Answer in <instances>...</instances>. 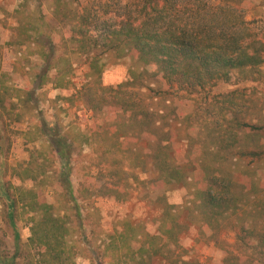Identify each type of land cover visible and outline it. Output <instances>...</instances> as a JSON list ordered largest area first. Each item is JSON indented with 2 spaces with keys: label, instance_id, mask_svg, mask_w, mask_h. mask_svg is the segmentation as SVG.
<instances>
[{
  "label": "trees",
  "instance_id": "obj_1",
  "mask_svg": "<svg viewBox=\"0 0 264 264\" xmlns=\"http://www.w3.org/2000/svg\"><path fill=\"white\" fill-rule=\"evenodd\" d=\"M4 1L6 12L18 0ZM28 4L22 0L15 10L16 37L8 43L28 52L10 72L2 68L0 43V123L20 122L47 85L71 88V50L89 67L76 95L105 125L86 132L38 127L48 132L41 148L11 169L13 178L32 187L0 184L15 239L19 208L30 236L13 255L0 237V264H77L69 238L72 223L81 222L79 202L100 197L125 203L133 188L140 201L162 207L157 233L125 221L94 252L95 263L202 264L186 259L192 249L181 247L180 239L188 227L166 196L168 186L189 178L199 203L197 243L226 250L223 264H264V29L250 19L254 0H51V15L41 1L33 11ZM52 20L61 35L51 31ZM109 54L134 63L116 87L103 84ZM220 84L236 88L215 93ZM143 89L171 96V106L161 116L150 111ZM173 124L187 130L185 152ZM87 148L95 172L82 169L87 173L76 188V157ZM147 159L154 180L135 174ZM47 187L60 188L58 207L43 198ZM224 233L234 234L233 242Z\"/></svg>",
  "mask_w": 264,
  "mask_h": 264
},
{
  "label": "rangeland",
  "instance_id": "obj_2",
  "mask_svg": "<svg viewBox=\"0 0 264 264\" xmlns=\"http://www.w3.org/2000/svg\"><path fill=\"white\" fill-rule=\"evenodd\" d=\"M40 1L44 4L48 15H51L52 10L49 9L51 0H29L30 11H33ZM4 2V0H0V6ZM21 2L22 0H18L14 6L8 7L6 12L0 8V43L4 45L2 68L7 72H10L14 65L20 62V56L26 55L28 52L26 47L20 48V46L8 44L16 37L17 20L14 12ZM251 9L250 19L264 29V0H254ZM50 29L51 31L56 30L61 35L60 27L53 20L50 22ZM69 55L73 65L71 88L56 90L51 85H47L43 90L38 91L39 100L36 108L24 112V117L20 122L0 123V184L3 181H8L14 186L32 187L30 182L21 184L20 181L13 178L11 169L27 162L30 153L34 149L41 148L43 137L48 132L44 130L45 135L42 132L39 133L37 130L39 126L52 129L58 124L66 129L72 127L76 131L86 132L93 127L100 128L105 125L103 118L88 111L85 104L76 95L77 90L88 79L89 67L85 56L72 54L71 50ZM108 58L110 62L103 75V84L116 87L128 80L129 70L133 68L134 63L130 57L118 59L115 55L109 54ZM32 61L35 59L32 58ZM262 71L264 72V66ZM235 88L236 86L220 84L214 92L226 93ZM163 89L166 90L165 87ZM260 89H264V85ZM141 97L150 111L159 116L164 114L172 103V100L169 102L171 96L155 97L146 89L142 90ZM262 114L264 116V109ZM157 118L161 121V118ZM173 127L177 131L179 149L185 152L188 143L187 130L178 124H173ZM140 144L145 146L147 142L142 140ZM76 161L77 171H75L73 181L75 187L78 188V183L83 181V176L87 173V170L82 171V169L92 166L95 161L93 149H85L81 155L76 157ZM94 165L91 168L93 172H95ZM182 169L190 177L192 170L189 165L184 164ZM135 174L141 180L149 181L157 178L151 159H147L143 171L136 170ZM59 191V187H47L42 189L41 193L47 203L58 207ZM194 193L195 186L190 178L183 185H171L166 188L168 203L176 206V213L180 221L188 227L181 236L180 245L183 248L192 249V254L186 257L187 260H197L202 264H223L226 250L212 244L197 243L199 219L195 209L199 203L195 201ZM79 206H81V222L79 225L76 222L72 223L73 234L69 238V241L76 245L79 253L77 264H96L92 259L95 257L93 256L94 252L103 242L107 241L109 235L120 232L125 221L142 224L150 234H156L157 221L162 213V207L140 201L138 190L135 188L130 191L129 200L125 203H117L112 198L97 197L85 203L79 202ZM5 208V199L0 193V237L5 240L6 252L13 255L16 249L27 243L30 236L28 217L23 215L20 208L18 209L15 220L19 239H15V232L8 222ZM223 235L226 241L233 242L234 234L224 233ZM134 247L137 248L138 245L135 244Z\"/></svg>",
  "mask_w": 264,
  "mask_h": 264
}]
</instances>
